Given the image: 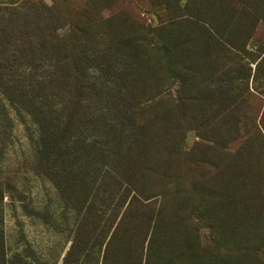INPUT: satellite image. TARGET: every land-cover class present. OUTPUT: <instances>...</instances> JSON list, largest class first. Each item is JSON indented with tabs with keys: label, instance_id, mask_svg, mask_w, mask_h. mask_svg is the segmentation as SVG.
<instances>
[{
	"label": "rangeland",
	"instance_id": "rangeland-1",
	"mask_svg": "<svg viewBox=\"0 0 264 264\" xmlns=\"http://www.w3.org/2000/svg\"><path fill=\"white\" fill-rule=\"evenodd\" d=\"M14 7L0 264H264V0Z\"/></svg>",
	"mask_w": 264,
	"mask_h": 264
},
{
	"label": "trees",
	"instance_id": "trees-1",
	"mask_svg": "<svg viewBox=\"0 0 264 264\" xmlns=\"http://www.w3.org/2000/svg\"><path fill=\"white\" fill-rule=\"evenodd\" d=\"M15 3H16V0H9V1H7L6 3H3L2 5H0V11H8V10H13L14 11V9H16L14 6H15ZM10 7V8H9ZM12 11V14H11V12H8V20H10L11 18V16H16L17 14V12L15 13V12H13ZM10 18V19H9ZM80 80L81 79H77V82H78V84H80ZM215 238V237H214ZM216 243H218L217 242V240H215L214 241V244H216ZM220 245H222V246H226L227 247V245H225V244H222V243H220ZM261 262H264V261H261ZM193 264H198V261L196 260V262H193Z\"/></svg>",
	"mask_w": 264,
	"mask_h": 264
}]
</instances>
